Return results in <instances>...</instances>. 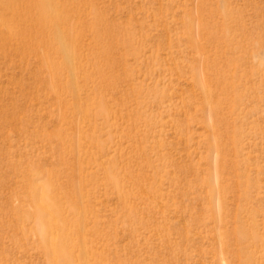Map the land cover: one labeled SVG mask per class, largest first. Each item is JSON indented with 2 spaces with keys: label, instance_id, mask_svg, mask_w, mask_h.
I'll return each mask as SVG.
<instances>
[{
  "label": "rangeland",
  "instance_id": "1",
  "mask_svg": "<svg viewBox=\"0 0 264 264\" xmlns=\"http://www.w3.org/2000/svg\"><path fill=\"white\" fill-rule=\"evenodd\" d=\"M27 4L0 0V264H49L44 184L106 264H242V231L264 264V0H58L74 94Z\"/></svg>",
  "mask_w": 264,
  "mask_h": 264
},
{
  "label": "bare ground",
  "instance_id": "2",
  "mask_svg": "<svg viewBox=\"0 0 264 264\" xmlns=\"http://www.w3.org/2000/svg\"><path fill=\"white\" fill-rule=\"evenodd\" d=\"M27 3V6H29L30 9L34 8L36 10L35 21L34 19H31L30 22L32 23V26L36 27L35 29L38 30V39L44 40L43 34L48 28L47 31H49L52 35V40L47 39L45 44L52 50V52L56 53L59 58L58 62H52L49 55H42V65L45 66V68L50 67L51 69H55L57 67L68 68V88L71 93L74 94L77 87V66L75 63L76 45L72 36L71 25L68 24L66 26V23L64 24L61 22V16L59 15L60 13L57 8L58 0H27ZM0 28L5 31L10 30V27L7 24L6 15L3 12H0ZM56 76H58L56 73L53 74V77L50 76L52 78L51 81L56 88H60L55 81ZM202 89L204 95L207 96L208 101L210 88L207 87L205 83H202ZM86 112L87 110L84 113L86 114ZM101 115L105 116L106 113L102 111ZM49 187L50 186L48 184L43 185V193L40 197H34L32 193L30 195L33 197L37 208L36 213L38 225L36 226V231L39 236H41V240L37 241V245L47 257L48 263L106 264V256L103 252L105 248L100 249L97 247L95 245V240H85V235L80 231L84 220L82 216L83 210L73 204L70 206V213L73 216L71 215V217H68L67 214L60 209L61 206L58 204L57 198L50 195L51 193L49 191ZM32 190L33 184H31V191ZM76 208L77 210H75ZM54 217H60L64 223V227L59 236L49 240V223ZM238 237L241 238V241L242 239H245L247 242V245H244L241 248L240 255L242 264H251L249 262L253 263V259L252 261H248L250 257L248 258L249 251L247 250L248 248L253 249L255 246L254 244L252 245L249 243L250 240H247L252 238L251 232L242 231L239 233ZM246 246L249 247L247 248Z\"/></svg>",
  "mask_w": 264,
  "mask_h": 264
}]
</instances>
